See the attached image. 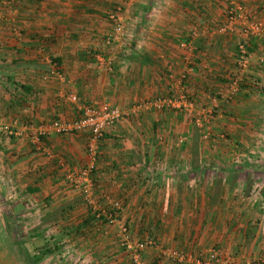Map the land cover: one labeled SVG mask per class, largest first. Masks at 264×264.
<instances>
[{
    "label": "crops",
    "instance_id": "1",
    "mask_svg": "<svg viewBox=\"0 0 264 264\" xmlns=\"http://www.w3.org/2000/svg\"><path fill=\"white\" fill-rule=\"evenodd\" d=\"M237 3L264 28V0ZM117 4L126 36L106 43L107 12ZM224 4L0 0V126L21 128L0 130V264H24L16 237L28 250L46 248L37 264H194L167 252L203 256L210 246L230 264H264V64L255 59L264 35L247 36L252 60L238 70L241 22L224 27ZM192 28V69L184 71L178 44ZM182 89L197 108L216 105L208 137L174 108L142 107L105 128L92 199L109 209L115 199L119 208L111 222L86 220L93 208L65 178L90 162L86 133L53 132L37 144L29 139L36 126L76 117L80 102L127 109ZM121 224L133 240L154 239L138 259L121 244Z\"/></svg>",
    "mask_w": 264,
    "mask_h": 264
},
{
    "label": "built area",
    "instance_id": "2",
    "mask_svg": "<svg viewBox=\"0 0 264 264\" xmlns=\"http://www.w3.org/2000/svg\"><path fill=\"white\" fill-rule=\"evenodd\" d=\"M7 1L11 2L13 0ZM224 13V27L228 26L230 29L238 20L241 22L240 33L243 39L236 42V64L238 70H243L251 62L253 55L247 46V36H263L264 28H262L257 22L250 21L245 14L238 12L237 0H225ZM107 19L111 25V29L105 36V42H120V40L125 39L126 28L120 4L115 5L107 12ZM188 33L189 37L181 40L178 44L180 48L186 50V53L183 55L184 71H191L192 69V41L197 36L198 31L195 28H192ZM96 57L98 65L108 69L111 67L110 60L104 58L100 53H97ZM255 59L258 63L264 64V52L260 54L258 53V55L255 56ZM53 70L58 73L55 68H53ZM183 76H185V73H182L181 77ZM231 80L232 82L230 83V86L234 90L236 82L238 83L239 80L238 76L236 77V74H234V77L231 78ZM66 98L71 102H77V96L74 93H68ZM211 99L215 100V97H212ZM142 107L178 109L198 127L201 136L207 138L209 134V126L206 122L216 105L212 104L208 109H205L203 106L197 108L194 99L191 98L184 89L178 90L177 93L157 94L147 100L133 103L127 109L112 104L108 100L84 101L78 103L79 111L76 117L71 119L54 117L48 121H42L36 126L35 132L29 136L32 143L39 144L42 136L53 132L60 134L74 131L86 133L85 151L90 158V162L81 166L76 171L71 169L67 170L65 178L71 186L79 189L83 199L96 210L95 215L101 214L105 217L107 222L115 220L117 212L115 210L119 208V202L115 199H111L110 204L112 207L109 209V207L102 208L101 206L96 205L92 199V170L97 147L105 128L115 124L123 117L130 116L133 112ZM20 129L21 128L12 130L4 125L0 126V130L7 134L18 135L21 133ZM120 233L121 244L130 250L134 259H138L140 250L147 245L154 244V239L150 237L136 240L131 239L125 224H121ZM167 254L169 258L177 262L192 261L194 264H230L229 258L223 256L214 246H210L203 256H194L188 251L174 249L169 250ZM259 261L264 262V255L259 258Z\"/></svg>",
    "mask_w": 264,
    "mask_h": 264
},
{
    "label": "trees",
    "instance_id": "3",
    "mask_svg": "<svg viewBox=\"0 0 264 264\" xmlns=\"http://www.w3.org/2000/svg\"><path fill=\"white\" fill-rule=\"evenodd\" d=\"M113 210H112V212H113ZM95 212H96V210L95 209H92L91 214H89L86 217V220H89V219L93 220V219H95V220H98L100 222H106V219H105L104 216H102L101 214L95 215ZM15 243L17 244L18 249H19V252H20V255L22 256V258L24 260V264H37L38 261H39V259H40V256H41V252H45L46 251V248H44L43 250H38L37 252H35L33 250L32 251L31 250H28L24 246V244L21 241L20 237H16Z\"/></svg>",
    "mask_w": 264,
    "mask_h": 264
},
{
    "label": "rangeland",
    "instance_id": "4",
    "mask_svg": "<svg viewBox=\"0 0 264 264\" xmlns=\"http://www.w3.org/2000/svg\"><path fill=\"white\" fill-rule=\"evenodd\" d=\"M195 125V124H194ZM196 126V125H195ZM197 127V126H196ZM198 128V127H197ZM215 247V246H214Z\"/></svg>",
    "mask_w": 264,
    "mask_h": 264
}]
</instances>
